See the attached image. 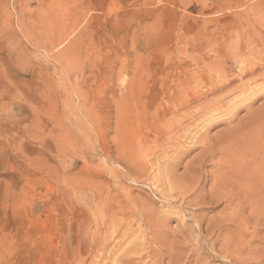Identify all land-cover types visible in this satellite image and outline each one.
<instances>
[{"label":"rangeland","instance_id":"374dc122","mask_svg":"<svg viewBox=\"0 0 264 264\" xmlns=\"http://www.w3.org/2000/svg\"><path fill=\"white\" fill-rule=\"evenodd\" d=\"M262 8L264 0H0V264H235L218 254L230 237L218 220L231 209L198 212L181 194L212 142L264 118V77H241L260 59L233 44L236 23L246 27ZM190 71L204 84L179 103L172 93ZM213 73L215 87L233 88L207 91ZM213 161L203 173H215ZM164 170L181 188L167 190ZM205 182L208 195L215 181ZM241 218L234 226L248 227L258 248L264 229ZM209 226L220 242L203 238Z\"/></svg>","mask_w":264,"mask_h":264},{"label":"bare ground","instance_id":"6f19581e","mask_svg":"<svg viewBox=\"0 0 264 264\" xmlns=\"http://www.w3.org/2000/svg\"><path fill=\"white\" fill-rule=\"evenodd\" d=\"M73 14V13H72ZM70 16V15H69ZM73 16H76V15H73ZM72 17V16H71ZM78 17V16H77ZM75 20V19H74ZM75 22H77V21H75ZM246 27H244V25L241 23V22H237L236 23V28H237V31H236V35L234 36V47H235V50H236V52L238 53V51H239V53H243V52H248V57H249V54L252 56V58H254V59H260V63H261V65L260 66H262V67H258L257 65H254L253 67L251 66V64H249V62L250 61H248L247 63H248V65H246L247 67H245L244 69H245V71H243V72H241V74H242V76H241V74H240V76L241 77H247V76H249V81H251L250 80V78H253V79H257V78H262V77H264V8H262V9H258V10H256V9H254V10H252V12H251V17H249L248 19H247V21H246ZM69 24V23H68ZM76 25V24H75ZM59 27V26H58ZM56 32V31H55ZM63 36V35H62ZM64 37V36H63ZM232 44V43H231ZM234 47H231V48H233V51H234ZM235 52V53H236ZM246 52H245V54H246ZM243 55V54H242ZM244 57V56H243ZM246 57V56H245ZM247 58V57H246ZM245 59V58H244ZM249 59V58H248ZM247 60V59H246ZM251 60V59H250ZM245 61V60H244ZM243 64H245V62H242ZM251 66V67H250ZM204 68V67H203ZM241 68V67H240ZM209 69H211V68H209ZM243 69V68H242ZM261 71H263V72H261ZM186 72V71H185ZM184 72V73H185ZM198 72V71H197ZM189 73V74H188ZM188 73H185L186 75H187V77L188 78H186L187 80V85L188 86H183L184 87V89H180V92L177 94H175L174 95V92L172 93L171 91V93L173 94L172 96H171V98H173V100H175V101H179V99L181 98V93L182 94H184L185 96V98H186V96H187V98H189L190 99V97L192 96L190 93H189V90H194L193 92H195V93H193L192 92V94H194V96L193 97H195L196 98V93H197V90H199L200 89V87L204 84L203 83V81H202V78L201 77H199V75L198 76H196L197 74L193 71V73H192V71H190V72H188ZM201 73V72H200ZM208 73H210V72H208ZM220 73V72H219ZM179 74V73H178ZM177 75V74H176ZM181 76V75H180ZM202 76V75H201ZM205 76V75H204ZM207 76H208V74H207ZM220 76V75H219ZM224 76H226L227 77V75H223V77ZM173 77V76H172ZM178 77H179V75H178ZM177 77V78H178ZM182 78L184 77L183 75L181 76ZM221 77V76H220ZM226 77H224V78H226ZM215 78H216V76H214V73L213 74H211L209 77H208V81H209V86H210V89H207V91L209 90H211L210 91V93L212 92V94L213 93H216V92H218V94L219 93H221V91H223L222 89H226V86H230V88H233L231 85V82H228V81H222L223 82V85H221L220 87L219 86H217V87H215L216 86V83H217V81L215 80ZM228 78V77H227ZM242 79H244V78H242ZM248 79V78H247ZM172 80V79H171ZM178 80V79H177ZM183 80V79H182ZM228 80V79H227ZM176 81V80H175ZM181 80L179 79V82H180ZM234 81V80H233ZM233 81H232V83H233ZM241 81V80H240ZM243 81V80H242ZM177 82V81H176ZM175 82V83H176ZM205 82V81H204ZM219 82V81H218ZM247 82H248V80H247ZM252 82H253V80H252ZM258 82V81H257ZM243 83V82H242ZM251 83V82H250ZM150 84V83H149ZM161 84H163V83H161ZM166 84V83H165ZM171 84H172V82H171ZM185 84H186V82H185ZM246 84V83H245ZM252 84V83H251ZM255 84H256V82H255ZM254 84V85H255ZM262 84V83H261ZM173 85V84H172ZM177 85V84H176ZM183 85V84H182ZM253 85V84H252ZM166 86V85H165ZM164 86V84H163V87H165ZM174 86H175V84H174ZM250 84H249V88H250ZM258 86H260V85H258ZM118 87V86H117ZM160 87V86H159ZM173 87V86H172ZM177 87V86H176ZM178 87H179V84H178ZM248 86H243L241 83H240V86L237 84V87H236V89H240L239 91H241V93H248V92H246L247 90H246V88H247ZM254 87H256V85L254 86ZM133 88V87H132ZM145 87H143V88H141V93H139V95H138V97L139 96H141V94L143 93H145V92H143L142 91V89H144ZM209 88V87H208ZM234 88H235V85H234ZM249 88H248V90H249ZM167 89V88H166ZM176 89V88H175ZM174 89V90H175ZM252 89V88H251ZM128 90V89H127ZM169 90V89H168ZM167 90V92H169ZM171 90V89H170ZM173 90V91H174ZM258 90V89H257ZM177 91V90H176ZM175 91V92H176ZM214 91V92H213ZM232 91V90H231ZM128 92V91H127ZM126 92V93H127ZM162 92H163V90H162ZM164 92H166L165 91V88H164ZM178 92V91H177ZM202 92V91H201ZM188 93L190 94V96L188 95ZM199 93V92H198ZM208 93V92H207ZM233 92H231V94H232ZM240 93V92H239ZM128 94H130L131 95V93H128ZM133 94H134V92H133ZM146 94V93H145ZM164 95H165V93H163ZM226 94V93H225ZM242 94V95H243ZM124 95H125V93H124ZM135 95V94H134ZM169 95V94H168ZM207 95H209V94H207ZM242 95L240 96V94H239V96L240 97H242ZM189 96V97H188ZM200 96V95H199ZM109 97H110V95H109ZM123 97H125V96H123ZM121 98L120 99V97H119V102L121 103L122 101L121 100H123L124 98ZM126 97H128V96H126ZM142 97V96H141ZM167 97V96H166ZM215 97H216V95H215ZM221 97V96H220ZM131 98V97H130ZM164 98V97H163ZM170 98V100H171V103L172 102H175V101H172V99ZM205 98V97H204ZM207 99V98H206ZM139 100V99H138ZM185 100V99H184ZM191 101H192V99H190ZM214 101H216L215 99H213ZM212 100V102H214ZM218 101H219V99H218ZM230 101H235V100H230ZM119 102H117V103H119ZM166 102H168V99H167V101ZM165 102V103H166ZM187 102V101H186ZM211 102V103H212ZM119 103V104H120ZM169 103H170V101H169ZM177 103V102H176ZM179 103H181L180 101H179ZM184 103H185V101H184ZM183 103V104H184ZM220 103V102H219ZM173 104V103H172ZM187 103H185L184 105H186ZM190 104V103H189ZM194 103H191V105H193ZM214 104V103H213ZM212 104V105H213ZM226 104H227V102H226ZM118 105V104H117ZM137 105V104H136ZM184 105H183V107H184ZM204 105V104H203ZM217 105H218V103H217ZM222 105V104H221ZM116 106V105H115ZM168 106V105H167ZM171 106V105H170ZM169 106V107H170ZM174 106V105H173ZM173 106H171L170 107V111L172 110L171 108L173 107ZM177 106V108H179V107H181L182 106V104H177L176 105ZM175 106V107H176ZM211 106V105H210ZM215 106V105H214ZM224 106H226L225 104H224ZM117 107V106H116ZM139 107V106H138ZM222 107V106H221ZM120 108V107H119ZM174 108V107H173ZM185 108V107H184ZM211 108H212V106H211ZM228 108H229V105H228ZM166 109H168V108H166ZM174 109H176V108H174ZM174 109H173V111L172 112H174ZM183 109V108H182ZM181 109V110H182ZM216 109H217V107L215 108V110H213V111H216ZM223 109L225 110V108L223 107ZM185 110H186V108H185ZM220 110V109H219ZM119 111V110H118ZM175 111H178L177 109L175 110ZM212 111V110H211ZM209 112L208 111V113H212V112ZM121 112V111H120ZM167 112V111H166ZM217 112V111H216ZM216 112H213L214 113V115H215V113ZM206 113H207V110H206ZM213 113H212V115H213ZM118 114H119V112H118ZM121 114V113H120ZM164 114V113H163ZM168 114H170L169 112H168ZM173 114H176L177 115V113H173ZM172 114V115H173ZM201 114V113H200ZM203 114V113H202ZM205 114V113H204ZM171 115V114H170ZM170 115H168V116H170ZM171 115V116H172ZM176 115H173V116H175L176 118L179 116H176ZM190 115H191V111H190ZM207 115V114H206ZM211 114H209V116H210ZM263 115V114H262ZM261 115V116H262ZM167 116V117H168ZM202 116H205V115H202ZM208 116V115H207ZM208 116V117H209ZM258 116V117H257ZM165 117V116H164ZM186 117H188V116H186ZM191 117V116H190ZM189 117V118H190ZM206 117V116H205ZM254 118L255 117H257V118H255V119H251V122H250V119L248 120V122L247 123H249V124H247L246 123V125H243V126H240L241 125V123H240V125L236 128V125H235V129H233L232 131H230L229 133H226L227 135H225L223 138H221V139H219V140H216V141H214V143L212 142V146H211V148L209 147V149L205 152V156H203V158L201 159V161H199V160H197V161H199L200 163H198L197 164V167L195 168H192V173H190V174H193V175H195L196 176V179H191L190 181L188 180V183L185 185V188L183 187V192H184V194L182 195L181 194V196L184 198H182L181 200H184L182 203L184 204V205H186V206H188V207H196V208H198V212L199 211H201V210H204V206H207L206 207V209L207 208H210L212 205L215 207V205L216 204H218V206H219V204H224L225 206V208H227V209H231V215L229 214V217H227V218H225V215L223 216L224 217V219L223 218H221L222 216H220L219 218V220L218 221H220L221 220V222H219L218 224H217V221H216V224H217V227H220V229H222V228H224L228 233H225V232H222V233H225V234H230L229 236L230 237H226L227 239H225V237H224V239H223V241H222V243H221V246H220V253H218V254H221V253H225L224 254V256L227 254V253H229V256L231 257V259H234L235 261V264H264V237H262L261 239H262V241L259 243V244H261V246L259 245L258 246V248H255V249H251L250 248V244H252V243H250L249 241H250V239H249V236H248V238H247V234H244L245 233V231L248 229V227L246 228H244V227H241V228H243V229H239V228H237V226H234V223L236 222V220H237V218L239 219V221H240V218L241 219H243L244 221H245V223L247 222V219H248V222H249V220H252V221H250L251 223H253L254 224V226H256V228L259 226V228H263L264 229V121H263V119H261V117L259 116V115H254L253 116ZM172 118V117H171ZM170 118V119H171ZM260 118V119H259ZM168 119V118H167ZM205 119V118H204ZM173 120H176L175 118L174 119H172V121ZM185 120V119H184ZM183 120V121H184ZM186 120H188V119H186ZM189 120H191V119H189ZM169 121V123H170V120H168ZM172 121H171V123H172ZM178 121V120H177ZM202 121V120H201ZM205 121H206V119H205ZM124 122V121H123ZM173 122H175V121H173ZM120 123V122H119ZM177 123V122H176ZM179 123V122H178ZM177 123V124H178ZM192 123H193V120H192ZM195 123V122H194ZM199 123V122H198ZM201 123V122H200ZM202 123H204V121L202 122ZM191 124V123H190ZM140 125V124H139ZM181 125H182V123H181ZM128 126V125H127ZM146 126V125H145ZM173 126H175V125H173ZM173 126H171V127H173ZM179 126H180V123H179ZM140 127V126H139ZM170 128L171 129V127L170 126H167V128ZM186 128V127H184L183 125L182 126H180L179 128L183 131V129L182 128ZM234 127V126H233ZM128 128V127H127ZM143 128V127H142ZM168 128V129H169ZM189 128V127H188ZM187 128V129H188ZM140 129V128H139ZM139 129H138V132H139ZM157 129V128H156ZM173 130H174V127L172 128ZM178 129V128H177ZM129 130V129H128ZM190 130V129H189ZM188 130V131H189ZM137 131V130H136ZM140 131H142V130H140ZM150 131V130H149ZM153 131V130H152ZM160 131V130H159ZM167 131V130H166ZM177 131V130H176ZM187 131V132H188ZM125 132V131H124ZM169 132V131H168ZM167 132V133H168ZM171 132V131H170ZM168 133V134H171L172 132H174V131H172L171 133ZM178 132H179V129H178ZM177 132V133H178ZM186 132V134H188ZM227 132V131H226ZM128 133H130V132H128ZM135 133V135L137 136V133L136 132H134ZM150 133V132H149ZM161 132H158V134H160ZM166 133V132H165ZM190 133V132H189ZM127 134V133H126ZM125 134V135H126ZM139 134H140V132H139ZM162 134V133H161ZM129 135V134H128ZM132 135H133V133H132ZM131 135V136H132ZM134 135V136H135ZM148 135H150V134H148ZM157 135V134H156ZM183 135V134H182ZM130 136V135H129ZM129 136H127V137H129ZM136 136H135V138H136ZM151 136V135H150ZM159 136H161V135H159ZM176 136H178V135H176ZM188 136V135H187ZM140 137V136H139ZM157 137V136H156ZM156 137H155V139H156ZM165 137V136H164ZM167 137V136H166ZM166 137H165V139H166ZM175 137V136H174ZM141 138H142V136H141ZM159 138V137H158ZM181 138V137H180ZM183 139H184V137H182ZM140 139V138H139ZM147 139H148V137H147ZM153 140H154V138H152ZM152 139H150L151 141H152ZM160 139H161V137H160ZM160 139H158L159 140V142H160ZM165 139L163 140V137H162V140H163V142L165 141ZM172 139V138H171ZM182 139V140H183ZM131 140H133V139H131ZM131 140H130V142H131ZM147 141V140H146ZM141 142H142V139H141V141H140V144H141ZM149 142V141H148ZM156 142V141H155ZM179 142V141H178ZM180 142H181V139H180ZM128 143V142H127ZM133 143H135V141L133 142ZM136 143H137V141H136ZM145 143V142H144ZM147 143V142H146ZM152 143H154V141L153 142H151V144ZM157 143V142H156ZM156 143H154L153 144V146L154 145H157ZM169 143V142H168ZM138 144V143H137ZM137 144H135L136 146H137ZM163 144V143H162ZM172 144V143H171ZM171 144H169V146L171 145ZM194 144V143H193ZM197 144V143H196ZM134 145V146H135ZM144 144H142V145H140V147L141 146H143ZM175 145V144H174ZM177 145V144H176ZM146 146V145H145ZM147 146H149V145H147ZM171 146H173V144L171 145ZM179 146H181V145H179ZM178 146V147H179ZM139 147V146H138ZM156 148H158V147H156ZM167 148H169V147H167ZM172 148V147H171ZM175 148V147H174ZM173 148V149H174ZM204 148V147H203ZM120 149V148H119ZM160 149V148H159ZM162 149H164V148H162ZM162 149H160V153H161V150ZM181 149V148H180ZM143 150H146V149H144L143 148ZM150 150H151V146H150ZM154 150V149H153ZM167 150V149H166ZM170 150V149H169ZM175 150H178V149H175ZM204 150H205V148H204ZM146 151H148V148H147V150ZM145 151V152H146ZM155 151V150H154ZM158 151L159 150H157V153H158ZM153 152V151H152ZM177 152H179V150L178 151H176V155L177 156H179L178 154H177ZM180 152H181V150H180ZM138 153H140V154H138V155H142L141 153L142 152H138ZM150 153H151V151H150ZM156 153V151L154 152V154ZM165 153H167V152H165ZM200 153V152H199ZM174 154H175V152H174ZM181 154V153H180ZM163 155V154H162ZM202 155V154H201ZM203 155H204V153H203ZM143 158H145L144 157V153H143ZM155 156H157V158L158 159H160V155H155ZM165 156V155H164ZM177 156H175V157H177ZM148 157V156H147ZM152 157V156H151ZM154 157V156H153ZM152 157V158H153ZM174 157V158H175ZM180 157V156H179ZM199 157H201V156H199ZM198 157V158H199ZM156 158V157H155ZM166 158V157H165ZM134 159H136V158H134ZM154 159V158H153ZM175 159H177V158H175ZM180 159V158H179ZM178 159V160H179ZM213 159H217V160H215V162L213 161ZM139 160V159H138ZM137 160V161H138ZM142 160V159H141ZM150 160H152L151 158L149 159L148 158V160L147 161H150ZM155 160H157V159H155ZM155 160L154 161H152L153 163H155L156 164V162H155ZM143 161V160H142ZM144 161H145V159H144ZM146 161V162H147ZM158 161V160H157ZM175 161V160H174ZM207 161L208 162H210V161H213V166L214 167H216V168H213V169H216V171L214 170V174L213 173H210V172H208V173H203L202 172V170H203V168L204 167H206V163H207ZM218 161V162H217ZM178 162V161H177ZM194 162H195V160H194ZM194 162H192L193 164H194ZM137 163V162H136ZM139 163V162H138ZM142 163L143 162H141V165H142ZM158 163V162H157ZM192 163H190V164H192ZM159 164V163H158ZM158 164H157V166H158ZM175 164V163H174ZM173 164V165H174ZM168 165V164H167ZM189 165V164H188ZM188 165H186V166H188ZM212 165V164H211ZM127 166V165H126ZM143 168H144V166H142ZM148 167H152L153 168V166L152 165H150V166H148ZM148 167H146V169H144V170H147V168ZM167 167V166H166ZM170 167V166H169ZM189 167V166H188ZM210 167V166H209ZM212 167V166H211ZM155 168H157V167H155ZM187 168V167H186ZM154 169V168H153ZM161 169V168H160ZM189 169H190V167H189ZM188 169V170H189ZM151 170V169H150ZM149 170V168H148V171H150ZM159 170V169H158ZM157 170V171H158ZM163 170V169H162ZM188 170H186V172H188ZM191 170V169H190ZM160 171V170H159ZM132 172V171H131ZM143 172V171H142ZM155 172V171H154ZM154 172H152V175H153V173ZM170 172L171 171H168V170H164L163 172L161 171V174L160 175H162V176H165V177H163L162 179H161V181L160 182H162V181H164V180H166V181H168V185L167 184H165L168 188H167V190H169L170 191V193H171V191H173V190H175V189H178L179 187H180V184L177 182V181H175V180H172L171 179V175H170ZM200 172V176L198 177L197 175H198V173ZM144 173V172H143ZM143 173H141V175H143ZM163 173V174H162ZM140 174V173H139ZM145 174H147V171H146V173ZM188 174V173H187ZM210 174V175H209ZM159 175V174H158ZM185 175V174H184ZM189 175V174H188ZM145 176V175H144ZM144 176L142 177V178H144ZM161 176V177H162ZM160 177V178H161ZM147 178V177H146ZM145 178V179H146ZM154 178H155V176H154ZM159 178V177H158ZM157 178V179H158ZM165 178V179H164ZM175 178V177H174ZM181 178V177H180ZM205 178H213L214 179V184H213V188L211 189V187H210V189H211V191H210V193L208 192V195H203V193H202V188H203V186H205V184H206V182H205ZM181 179H185V177H182ZM201 179V180H200ZM152 180V179H151ZM139 181V180H138ZM155 181H156V178H155ZM179 181H181L180 179H179ZM193 181V182H192ZM208 181V180H207ZM211 181V180H210ZM159 182V183H160ZM144 183V182H143ZM165 183H167V182H165ZM211 183V182H210ZM147 185V184H146ZM156 185V182H154V186ZM157 185H158V183H157ZM160 185V184H159ZM163 185V184H162ZM153 186V185H152ZM181 188V187H180ZM201 188V189H200ZM163 189V188H162ZM161 189V190H162ZM182 190V189H181ZM204 190V189H203ZM207 191H209V190H207ZM128 192V191H127ZM162 192V191H161ZM180 192V191H179ZM157 193V192H156ZM174 193V192H173ZM128 194V193H127ZM169 194V193H168ZM175 194V193H174ZM205 194H206V192H205ZM161 195H167V194H161ZM168 196V195H167ZM174 198H175V196H174ZM172 200V199H171ZM178 200V199H177ZM140 202V201H139ZM181 203V202H180ZM181 203V204H182ZM178 205V204H177ZM180 206V205H179ZM187 207V208H188ZM217 207V206H216ZM173 208V207H172ZM213 208V207H212ZM225 208L223 209V210H225ZM150 209V208H149ZM226 209V210H227ZM150 211V210H149ZM197 211V210H196ZM207 211H208V209H207ZM201 212H203V211H201ZM223 212V211H222ZM204 213V212H203ZM202 213V214H203ZM152 214V213H151ZM199 214V213H198ZM198 214H197V216H198ZM191 215V214H190ZM193 216H194V214H192ZM199 215H201V214H199ZM227 215H228V213H227ZM245 215V216H244ZM192 216V217H193ZM196 216V215H195ZM196 216V217H197ZM206 216V215H205ZM218 216V215H217ZM244 216V217H243ZM152 217V216H151ZM158 217V216H157ZM168 217V216H167ZM202 217V216H201ZM246 217V218H245ZM195 218V217H194ZM200 218V217H199ZM203 219H204V217H202ZM201 218V219H202ZM156 220H157V218H156ZM196 220H197V218H196ZM180 221H182L181 219H180ZM198 221V220H197ZM200 222L202 221V220H199ZM157 222V223H156ZM155 222V224H158V221H156ZM164 222V221H163ZM162 222V223H163ZM196 223V222H195ZM213 223H214V221H213ZM212 223V224H213ZM232 225H231V224ZM152 224V223H151ZM197 224H198V222H197ZM196 224V225H197ZM210 225V224H209ZM214 225H215V223H214ZM231 225V226H230ZM243 225V224H242ZM246 225H249V227H250V224H246ZM245 225V226H246ZM147 226V225H146ZM154 226V225H153ZM199 226H200V223H199ZM208 226V225H207ZM239 226H241V225H239ZM244 226V225H243ZM159 227V226H158ZM197 227V226H196ZM210 227V229H211V226H209ZM213 227V226H212ZM253 227V226H252ZM147 228V227H146ZM253 228H255V227H253ZM258 228V229H259ZM261 228V229H262ZM199 229H200V227H199ZM206 229V228H205ZM207 229H208V227H207ZM260 229V230H261ZM216 230H219V228L217 229L216 228ZM204 231H206V232H202L204 235H203V238L204 239H209L210 237H212L211 236V234H213V236L215 237V240L217 241H219V233H214L215 231L213 230V229H211V230H204ZM256 231H257V229H254V231L252 230V233H250V231H248L251 235L253 234V232H255L256 233ZM219 232V231H218ZM209 233V234H208ZM248 233V235H250ZM255 233H254V235H253V239L254 238H257V237H255ZM221 234V233H220ZM174 235V234H173ZM225 236V235H224ZM185 237V236H184ZM213 237V238H214ZM250 237V238H251ZM199 238V237H198ZM251 238V239H252ZM202 239V238H201ZM183 240V239H182ZM211 240V239H210ZM218 241H217V243H218ZM248 242V245L246 246V244H247V242ZM253 241V240H252ZM251 241V242H252ZM254 241H256V240H254ZM220 242V241H219ZM156 243V242H155ZM183 244V243H182ZM214 244H216L215 243V241H214ZM173 245H177V244H174L173 243ZM180 245V244H179ZM188 245V244H187ZM206 245V244H205ZM244 245H245V247H244ZM189 246V245H188ZM257 247V246H256ZM244 248H245V250H244ZM173 251V250H172ZM142 252V251H141ZM140 252V253H141ZM197 253V252H196ZM172 256V255H171ZM224 256H223V258H224ZM228 256V254H227V257H229ZM220 257V256H219ZM230 257L228 258V260L230 259ZM226 258V257H225ZM140 261V260H139ZM181 261V260H180ZM180 261L178 262V263H180ZM227 261V260H226ZM187 263V262H186ZM232 263V262H231ZM129 264H130V262H129ZM172 264V263H171Z\"/></svg>","mask_w":264,"mask_h":264}]
</instances>
